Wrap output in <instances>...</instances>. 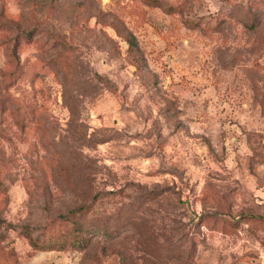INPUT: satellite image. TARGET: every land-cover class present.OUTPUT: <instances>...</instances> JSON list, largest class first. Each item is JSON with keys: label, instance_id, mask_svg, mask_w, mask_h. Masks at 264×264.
Masks as SVG:
<instances>
[{"label": "rangeland", "instance_id": "374dc122", "mask_svg": "<svg viewBox=\"0 0 264 264\" xmlns=\"http://www.w3.org/2000/svg\"><path fill=\"white\" fill-rule=\"evenodd\" d=\"M0 264H264V0H0Z\"/></svg>", "mask_w": 264, "mask_h": 264}, {"label": "trees", "instance_id": "16d2710c", "mask_svg": "<svg viewBox=\"0 0 264 264\" xmlns=\"http://www.w3.org/2000/svg\"><path fill=\"white\" fill-rule=\"evenodd\" d=\"M124 39L126 40L127 42V45L131 48H135L137 43H136V40H135V37L133 36V34L131 32H127L125 35H124ZM75 208H72L70 209L69 211H72L74 210ZM76 241H80L79 239H77Z\"/></svg>", "mask_w": 264, "mask_h": 264}]
</instances>
